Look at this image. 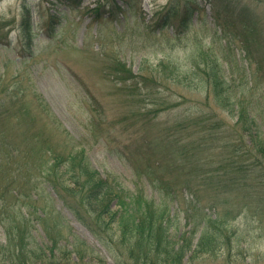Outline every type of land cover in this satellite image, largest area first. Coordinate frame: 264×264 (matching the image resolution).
<instances>
[{"label":"rangeland","instance_id":"obj_1","mask_svg":"<svg viewBox=\"0 0 264 264\" xmlns=\"http://www.w3.org/2000/svg\"><path fill=\"white\" fill-rule=\"evenodd\" d=\"M169 1L0 0V98L19 89L25 107L22 114L15 107L0 125V148L10 152L0 160V264H151L131 257L132 245L118 239L116 224L105 226L84 207L79 218L69 208L73 199L44 169L58 161L49 149L67 155L73 147L84 149L91 166L128 202L121 210L124 202L112 201L127 217L154 199L174 216L175 239L191 236L205 214L227 221L230 241L215 251H188L174 264H264V176L198 174L227 158L229 134L202 140L206 132L191 119L212 112L234 122L212 97L218 110L206 103L201 72L215 59L235 90L262 100L264 0H198L181 36L156 25ZM28 24L32 39L24 36ZM118 61L138 76L121 80L113 72ZM142 75L156 76L158 84L145 86ZM187 77L192 87L179 82ZM162 79L168 81L162 85ZM135 90L138 95L131 94ZM180 95L184 103L160 105L163 99L177 104ZM182 162H194L196 171ZM234 177L243 181L239 193L224 181ZM11 214L30 218L24 241L9 236Z\"/></svg>","mask_w":264,"mask_h":264},{"label":"trees","instance_id":"obj_2","mask_svg":"<svg viewBox=\"0 0 264 264\" xmlns=\"http://www.w3.org/2000/svg\"><path fill=\"white\" fill-rule=\"evenodd\" d=\"M196 1L197 0H187L186 6L183 8L181 0H172L168 4L165 12L161 14L156 21V25L162 28L172 26L174 27V35L181 36L191 26V13L193 8L188 2ZM129 5L131 6V3H129ZM26 27L27 29L25 30L26 33L24 32V36L31 38L33 33L29 24L26 25ZM206 65H208V67L202 69L201 74L204 75L203 78L205 77L204 80L208 84L206 85L208 92L207 100L211 101L212 97L218 107L230 113L234 122L231 123L227 120L222 121L220 117H216L212 112L203 116H191L192 120L195 118L197 121L194 125L196 127L200 125V130L206 132L205 134L199 135L200 138L202 137V140L212 135L210 137L211 140L217 141L219 140L217 133L223 130L229 134V136H227L228 142L226 143L227 158L222 157L217 161L219 165H212L204 171L200 168L197 173L213 175L219 172L224 174H244L263 177L264 94L261 97L262 100L248 98L243 95L244 92L234 89V87H236L234 82L232 80L233 83L230 82L225 73V68H223L216 59ZM198 69L200 70L201 68L199 67ZM113 72L118 74L119 78L123 81L138 76L134 74L132 69L127 67L125 63L119 61ZM180 75L181 72H178L173 76L171 75L170 78L176 81V78ZM140 80H144L145 86L158 84L159 81L156 76L147 75H142ZM184 80L188 81L181 82L180 79L179 82L185 86H193L191 84L193 81L192 77H187ZM166 81L168 80H160L162 85ZM147 92L148 94L150 93L148 95L151 98L150 100L156 103V100L152 99L154 98L152 97V92ZM131 94L138 95L139 93L135 90L132 91ZM180 96H182V101L177 104H173L170 101L166 102L163 99L160 105L165 106V108L180 105L187 100L185 96ZM206 103H208L210 107H213V110H218L213 105V101L210 103L206 101ZM15 107H17L16 109H18L21 114L25 111L23 93L19 89L12 92L11 95L4 94V96L0 98V125L7 117L14 116L15 113L13 110H15ZM258 108L259 111L257 110ZM185 120L187 121V119ZM184 126L188 127L189 125L187 123ZM2 131L4 132L0 127V133H3ZM37 139L36 141H39L41 135L40 137L37 136ZM34 144H36V142ZM201 146L202 143L200 147ZM210 147L209 145L205 147V149ZM169 148L173 151L175 158L177 154L176 147L171 144ZM49 150L53 151L51 159H57L58 161L49 163L44 170H48V176H52L55 186H60L62 193L73 199V201L69 200V208L74 211L79 218H82L83 212L81 208L84 207L88 213H96L97 219L101 223L103 222L105 226L113 228V225L116 224V228L119 230L118 239L120 241H130L132 245L129 251L131 257H135L138 260L139 258L144 259L145 263L149 262L151 264L181 263L188 251L192 250L194 254L215 251L221 247V241L231 240V237L226 234V230H228L227 221L221 215H217V217L213 219L209 214H205V218L207 217V219H205L206 222L205 220L202 222L198 221L197 226H194L188 231L191 236H187V233H182L179 238L175 239L171 231L172 226L175 224L174 216L170 214L168 208L162 209V204H156L154 199L148 200L145 207L140 205V208L136 209V212L134 211L133 214H129L127 217L121 210L126 208L128 202L126 203L123 201V196L118 192L116 187L111 185L107 179L101 176L97 169L91 166L90 160L85 154L84 149L77 150L73 147L67 155L58 153L56 149ZM7 155H10V152L5 153L0 148V160L7 159ZM184 157L187 158V161L190 159V154ZM188 162H182V166L185 169L190 166L188 168L190 171H187L195 172L194 162H190L191 164ZM207 163L210 165L214 164V160H210ZM178 164L181 166V163ZM6 170L4 169L3 171ZM224 181L228 183H226L227 186L231 185L230 187L228 186L230 191L239 193V187L237 185L242 183V180H237V178L234 177L233 180L231 179L228 181L226 179ZM116 198L119 202H124L121 210H115L113 208L112 201ZM0 200H2V197H0ZM3 206L7 207L10 205L3 204ZM239 213L240 210L238 209L236 216ZM11 217V222L7 226L11 240L16 241L15 239L17 235H19V237L23 239L22 241H24L30 218L25 215L19 218L17 216H12V214ZM103 228L104 226L102 225L101 229ZM199 230L200 235L196 240V246L193 247L194 236H196ZM175 241L183 242L178 244ZM136 251L138 252L137 254Z\"/></svg>","mask_w":264,"mask_h":264}]
</instances>
